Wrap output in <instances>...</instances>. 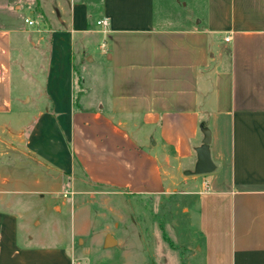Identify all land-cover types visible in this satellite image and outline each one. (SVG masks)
I'll return each mask as SVG.
<instances>
[{
  "label": "crops",
  "instance_id": "0c3cea01",
  "mask_svg": "<svg viewBox=\"0 0 264 264\" xmlns=\"http://www.w3.org/2000/svg\"><path fill=\"white\" fill-rule=\"evenodd\" d=\"M59 7L62 28L32 35L46 59L31 96L14 87L22 37L0 25V264L88 263L80 205L100 192L175 202L165 220L190 242L185 264H264V0H200L169 25L154 0H101L105 31L81 0ZM205 141L213 168L195 174ZM44 210L84 215L51 237ZM106 230L105 249L128 246Z\"/></svg>",
  "mask_w": 264,
  "mask_h": 264
},
{
  "label": "rangeland",
  "instance_id": "374dc122",
  "mask_svg": "<svg viewBox=\"0 0 264 264\" xmlns=\"http://www.w3.org/2000/svg\"><path fill=\"white\" fill-rule=\"evenodd\" d=\"M199 1L154 0L155 15L164 24L169 25L171 20L187 18L193 12L190 9L191 6L194 8V5H197ZM71 2L72 0H0V25L11 27L20 33L25 46L24 49L18 48L15 51L13 60L14 74L17 76V79L14 76V87L20 89L23 97L31 96L32 91L27 87L30 89L31 87L41 88L45 76L43 70H45L46 56L44 55L46 53L42 52L43 50L41 52L34 50L32 35H48L52 30L59 31L62 27L58 18L63 15L59 6L65 7V11H67ZM81 3L91 10L92 20L100 16L97 12L100 9L101 0H81ZM188 4L191 6L185 10V5ZM45 12L50 18L45 15ZM194 12L196 13L195 8ZM25 19L32 21V25L25 23ZM87 23L89 31L91 30V20H88ZM75 71L77 72L76 69ZM10 144L9 137L0 133V152L10 151ZM2 155L4 156V154ZM5 157L7 156L5 155ZM64 192L59 194L60 198H63ZM95 195H97L96 198L92 197L90 199L92 201H89L91 194H87V198L80 205L89 210L90 222L87 232L81 236L83 241H80L79 244L76 243L77 249L88 260V263L81 260V264H121L125 259L129 260L131 264H147V262L156 264L164 260L167 263L175 260L177 263L181 261L180 264L186 263L187 255L192 252L188 248L190 242L187 241L185 234L177 238L171 232L169 225H166V213L172 205H175L171 199L165 202H146L139 198L113 201L111 198L107 199V193L100 192ZM72 198L68 196L66 199L70 201ZM57 205V202L52 204L55 207L54 211H58ZM40 218H42L41 231L49 232L51 237L58 233L56 231L69 237L74 233L73 228L82 222V218H73L70 211L58 216L52 211L45 213L44 210L40 211ZM104 227L108 229L104 235H115L121 241H127L128 246L123 250L105 249L101 244L100 236ZM143 242L145 243L143 254L147 258L146 262L141 249Z\"/></svg>",
  "mask_w": 264,
  "mask_h": 264
},
{
  "label": "water",
  "instance_id": "95a60500",
  "mask_svg": "<svg viewBox=\"0 0 264 264\" xmlns=\"http://www.w3.org/2000/svg\"><path fill=\"white\" fill-rule=\"evenodd\" d=\"M213 168V165L211 163L208 149H207V141L204 142V144L196 150V163L194 166V173L195 174H205L209 173ZM111 236L107 235L105 238V244L107 246H110L111 243ZM113 240V239H112Z\"/></svg>",
  "mask_w": 264,
  "mask_h": 264
},
{
  "label": "built area",
  "instance_id": "2783aa9c",
  "mask_svg": "<svg viewBox=\"0 0 264 264\" xmlns=\"http://www.w3.org/2000/svg\"><path fill=\"white\" fill-rule=\"evenodd\" d=\"M25 23L28 25H32V21H29L28 19H25ZM96 26L100 27L103 31L107 30L109 26V22L106 18L98 19L95 21ZM228 37L225 38V41H228ZM68 195V192L63 193V197H66ZM73 264H81L79 261H74Z\"/></svg>",
  "mask_w": 264,
  "mask_h": 264
},
{
  "label": "bare ground",
  "instance_id": "6f19581e",
  "mask_svg": "<svg viewBox=\"0 0 264 264\" xmlns=\"http://www.w3.org/2000/svg\"><path fill=\"white\" fill-rule=\"evenodd\" d=\"M111 241L113 242V240L111 239Z\"/></svg>",
  "mask_w": 264,
  "mask_h": 264
}]
</instances>
